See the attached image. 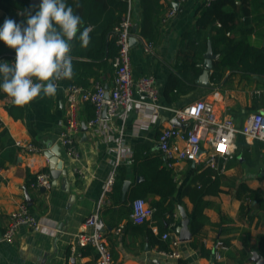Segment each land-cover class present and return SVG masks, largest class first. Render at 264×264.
Instances as JSON below:
<instances>
[{
    "label": "crops",
    "instance_id": "0c3cea01",
    "mask_svg": "<svg viewBox=\"0 0 264 264\" xmlns=\"http://www.w3.org/2000/svg\"><path fill=\"white\" fill-rule=\"evenodd\" d=\"M111 1L115 5V0ZM111 1L85 0L76 14L82 20H90L87 26L94 31L115 12L111 10ZM133 1L134 21L137 24L135 32L141 35L140 0ZM160 4L163 8L158 16L160 24L157 26V36L152 41L144 37L152 44V48L146 50L139 40L132 45L133 76H154L159 89L158 102L166 107L182 108L197 99H207L215 103L219 114L230 115L239 127L250 113H264L262 75L235 69L227 70L218 83H213L211 78L209 85L197 81L204 69V55L210 40L203 51L204 60L199 64L201 72L197 76L194 72L188 73L186 86L189 85L192 89L185 93L175 90L176 98L170 102L166 99L164 90L169 77L171 73L180 76L179 70L183 65V35L195 24L203 0H185L180 4L177 0H160ZM38 5L39 3L31 1L30 11L33 14ZM171 8H177L175 15L163 22L162 19ZM252 16H257L259 24L249 42L251 45L264 47V7H260ZM5 19V11L0 8V27ZM239 36L240 33H235V37ZM72 43L74 46V41ZM15 58V50L0 41V60L13 64ZM85 59L87 58L84 56H76V60ZM99 72L104 75L100 80L107 88H111L114 72ZM78 77L86 78V85L79 84L86 88L93 87L99 81L84 69L78 71ZM76 78L74 74L70 80L59 81L55 97H38L22 106L23 114L19 117L9 112L8 107L14 104L12 98H0V158L9 140L14 141L17 147L14 160H0V264H96V251L93 247L75 244L73 249L72 245L83 231L85 218L95 211L105 184L113 172L115 182L121 179L122 183L119 189H116L114 183L109 193L110 203L105 205L102 212L113 264H178V260L167 258L160 252L157 244L151 243L149 233L156 236L154 239L162 237L164 232L179 238L177 228L183 220L181 207L190 220L195 215L194 203L185 190L194 175L205 167L192 161L178 163L177 180L175 179L178 190L173 198L176 210L170 222L154 214L142 224L135 223L131 217L132 202L135 199L133 192L144 179L142 174L135 172V167L145 154L158 155V135L162 128L172 124V114L167 109H161L155 117L152 116L150 107L135 105L125 118L121 114L112 118L103 115V121L96 127H89L88 131L81 129L76 135L80 159L75 160L67 155L59 137L66 115L67 90ZM136 97L142 98L138 94ZM92 109L89 103L82 105V123L94 117ZM19 112L16 110V113ZM121 140L125 145L124 152L116 165L117 148ZM28 143H35L43 151L29 152L25 148ZM57 146L59 158L64 162L63 173L50 190L31 188L30 181L34 175L39 171L50 170L48 153ZM140 148L144 150L138 152ZM137 155L140 157L136 160ZM219 163L225 165L221 173L223 192L205 196L204 199L209 204L204 209V227L198 236H192L187 241L179 240L181 260L188 264H264V256L259 250L260 239L264 237V211L248 207L241 214L242 201L236 196L241 183L254 190H264V142L247 141L244 136L239 135L233 157L226 161L220 158ZM76 168L81 169L82 174ZM126 182H129L127 189ZM143 198L153 206L161 197L149 194ZM21 203H26L31 212L42 221V230L33 231L27 226H21L14 241L2 240L10 214ZM222 216L228 220L222 223ZM169 217L168 214L167 219ZM119 227H122V231L118 233ZM218 241H228L225 243L228 248L223 250L220 260L213 256L214 245ZM193 242L198 246H194ZM202 247L208 254H203L206 252H202Z\"/></svg>",
    "mask_w": 264,
    "mask_h": 264
},
{
    "label": "built area",
    "instance_id": "2783aa9c",
    "mask_svg": "<svg viewBox=\"0 0 264 264\" xmlns=\"http://www.w3.org/2000/svg\"><path fill=\"white\" fill-rule=\"evenodd\" d=\"M185 0H177L180 4ZM213 0H203L210 4ZM177 8L167 11L163 22H167L176 13ZM134 15L132 11V0L120 23L116 26L117 43L119 53L114 60L115 72L111 88H107L101 80L96 81L93 87L86 88L76 83H71L67 90L66 115L63 128L60 133L59 142L64 146L69 157L79 160L80 152L76 145V135L82 128L81 110L84 103L94 106V117L86 122L88 127H96L103 121V112L106 110L108 117L122 115L126 117L128 111L135 105L150 107L152 116L158 114L161 109H167L172 114V119L186 123L185 127L170 126L160 130L157 139L158 150L165 159L167 167L174 172L177 178V165L181 161H192L203 164L204 167H211L220 173L224 171L225 165L219 163V159L224 161L231 159L237 149V138L244 136L247 141L264 142V113H250L242 126H238L230 115L219 114L215 103L207 99H197L182 108L166 107L158 102L159 89L154 76H142L135 78L132 71L131 62V38L136 37L145 46L146 50L152 48V44L147 42L142 35L134 31ZM1 61V60H0ZM109 93V97L107 94ZM136 94L142 98H137ZM123 133V127H121ZM124 142L120 141L117 148L118 165L124 152ZM25 148L29 152H42L43 149L35 143H28ZM201 167V165H200ZM79 174L81 169L76 168ZM177 180V179H176ZM115 183V173L113 172L103 189L100 200L93 213L88 215L83 222V231L77 236L75 244L80 247L91 246L96 251V264H113L112 252L106 237V223L102 212L105 205L110 203L109 193ZM33 189L53 188V179L50 170L39 171L35 175L34 181L30 184ZM155 208L149 205L145 198L138 197L132 202L131 217L135 223L142 224L152 218ZM21 226H27L33 231H40L43 223L30 210L26 203H21L10 214V221L6 227L2 240L12 242L16 238ZM122 227L117 228L121 232ZM164 240L169 241L168 249H160V252L170 259L178 260V264H188L180 262L182 258L178 249L179 238L171 237L169 232L162 234ZM228 246L223 241H218L214 245L213 256L216 260L223 257V250Z\"/></svg>",
    "mask_w": 264,
    "mask_h": 264
},
{
    "label": "trees",
    "instance_id": "16d2710c",
    "mask_svg": "<svg viewBox=\"0 0 264 264\" xmlns=\"http://www.w3.org/2000/svg\"><path fill=\"white\" fill-rule=\"evenodd\" d=\"M83 1L85 0H67V3L73 7L76 14ZM111 5L113 6L111 10L115 12H112L110 17L94 31L92 30L90 33L91 42L87 49L80 47L78 37L74 41L71 55L73 56L74 70L77 77L74 82L76 84L86 85V78L78 77V71L81 69L92 74L96 80L104 77L99 72L101 70L115 72L114 60L119 53L115 28L126 13L129 0H115V5L111 1ZM140 7V33L143 37L152 41L157 36V26L160 24L158 16L163 5L160 4V0H140ZM260 7H264V0H213L210 4L203 2L195 24L183 35L182 44L185 57L179 70L180 76L171 73L166 84L164 94L169 102L171 99L176 98L177 93H174L175 90L185 93L192 89L191 86H186L188 73L194 72L197 76L201 72L202 68L199 67V64L204 60L203 51L207 48L209 40L213 52L219 55L213 62L210 75L213 83L221 81L227 70L240 69L249 74L264 76V47L254 46L249 42L250 36L259 24L257 16L252 15ZM0 8L5 11L6 18H11L17 23H25L27 12L31 9V0H0ZM132 11L134 14L133 0ZM90 22V20H83L81 30ZM235 33H240V36L235 37ZM76 56H84L87 59L76 60ZM4 97H7V94L0 91V98ZM89 105L93 108L95 114L94 106L90 103ZM8 109L15 117L23 114L22 106L13 104ZM16 110L20 111L19 114L16 113ZM4 148L5 151L1 154L0 160L2 162L6 159L14 160L17 149L15 142L9 140ZM140 150H144V148H140L138 152ZM138 157L140 156L137 155L136 160ZM135 172L142 174L144 179L134 190V198L147 197L149 194L160 195V200L153 204L154 214L170 222L176 210V203L173 198L178 190L173 170L166 166L165 159L159 152L158 155L145 154L141 162L135 167ZM34 179L35 175L32 177L30 184ZM121 183V179L115 182L116 189L120 188ZM222 185L223 176L221 173L211 167H205L201 172L194 175L187 186L185 193H188L195 208V215L190 221V230L193 236L196 237L200 234L206 221L204 209L209 203L205 201V196L218 195L223 192ZM236 196L242 201L241 214L248 207L264 211V190H254L247 184L241 183ZM168 214L170 217L167 219ZM227 220V217H221L222 223ZM149 236L151 243L157 244L159 249L169 248L168 240H164L162 237L154 239L156 236L151 232ZM225 243H228V241H225ZM193 244L198 246L195 242ZM201 250L202 252L205 251L203 247ZM259 250L261 255L264 256V237L260 239ZM205 252L203 254H208L207 251ZM180 262H182L181 259ZM150 264L155 263L151 262Z\"/></svg>",
    "mask_w": 264,
    "mask_h": 264
},
{
    "label": "clouds",
    "instance_id": "9594fccd",
    "mask_svg": "<svg viewBox=\"0 0 264 264\" xmlns=\"http://www.w3.org/2000/svg\"><path fill=\"white\" fill-rule=\"evenodd\" d=\"M83 25L67 0H41L34 14L27 12L26 22L11 18L0 27V41L15 50L13 64L0 61V91L17 106H25L38 97H55L58 82L72 79L73 41L87 49L92 28ZM79 34V35H78Z\"/></svg>",
    "mask_w": 264,
    "mask_h": 264
},
{
    "label": "water",
    "instance_id": "95a60500",
    "mask_svg": "<svg viewBox=\"0 0 264 264\" xmlns=\"http://www.w3.org/2000/svg\"><path fill=\"white\" fill-rule=\"evenodd\" d=\"M33 3H40L41 0H31ZM177 4H175L176 6ZM137 29V24L134 26V31ZM137 39L136 37H132L131 38V43L133 45L134 42H136ZM205 57V61H204V65H203V72L202 74L199 76V78L197 79V81L200 84L203 85H209V81H210V72L213 68V62L214 60L217 58V55L213 52L211 43L209 42L208 44V49L207 52L204 55ZM107 97H109V93L107 94ZM103 115L107 116V112L106 110H104ZM172 124L175 126H180V127H185V123L179 121L177 118H173L171 120ZM82 131H88L89 127L86 124V122L82 123ZM59 146H57L56 148L52 149L49 153H48V158L50 161V171L52 174V179H53V183L55 184V182L57 181L58 177L61 175V173H63V160L59 158L60 156V152L58 150ZM129 185V182L125 183V189H127ZM44 188H42L43 190ZM181 214L183 217V220L181 222V225L177 228V232L179 234V240L180 241H187L190 240L193 236L191 230H190V218L187 216V214L185 213L184 209L181 207ZM155 262H158V260H155Z\"/></svg>",
    "mask_w": 264,
    "mask_h": 264
}]
</instances>
